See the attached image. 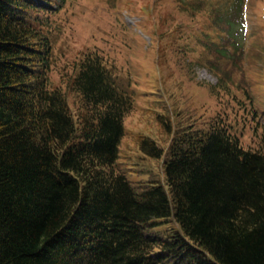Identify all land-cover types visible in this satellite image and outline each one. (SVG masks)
Masks as SVG:
<instances>
[{
  "label": "trees",
  "instance_id": "obj_1",
  "mask_svg": "<svg viewBox=\"0 0 264 264\" xmlns=\"http://www.w3.org/2000/svg\"><path fill=\"white\" fill-rule=\"evenodd\" d=\"M175 1L196 15L185 50L199 61L216 51L221 65L243 0L218 3L208 32L197 16L211 0ZM53 2L0 0V264H264V148H244L220 121L188 127L169 144L167 189L137 190L117 165L132 82L97 51L51 81ZM140 147L165 152L148 135ZM170 216L179 231H145Z\"/></svg>",
  "mask_w": 264,
  "mask_h": 264
},
{
  "label": "rangeland",
  "instance_id": "obj_2",
  "mask_svg": "<svg viewBox=\"0 0 264 264\" xmlns=\"http://www.w3.org/2000/svg\"><path fill=\"white\" fill-rule=\"evenodd\" d=\"M53 1L45 13L58 29L51 81L61 83V75L74 74L86 52L97 51L105 55L117 82L124 87L132 82L133 107L124 117L117 165L137 190L149 182L167 189L169 144L188 127L206 128L211 120L220 121L239 136L244 148H264V0H246L248 32L243 33L242 48L237 46L241 38L222 27L232 38L226 41L230 57H222L221 65L216 51L209 52L210 60L199 61L198 48L185 50L186 43L194 41L190 35L196 15L175 0ZM220 2L228 0H211L208 12L197 16L207 32V18H215L214 7ZM221 75L228 87L220 82ZM76 99L72 94L74 108ZM143 135L158 140L165 152L154 156L142 150ZM157 221L145 231L169 236L180 230L173 216Z\"/></svg>",
  "mask_w": 264,
  "mask_h": 264
}]
</instances>
